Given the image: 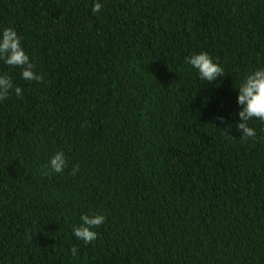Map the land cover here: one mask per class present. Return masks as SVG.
Instances as JSON below:
<instances>
[{"label": "trees", "instance_id": "obj_1", "mask_svg": "<svg viewBox=\"0 0 264 264\" xmlns=\"http://www.w3.org/2000/svg\"><path fill=\"white\" fill-rule=\"evenodd\" d=\"M6 27L43 82L0 61L22 89L0 101V264H264V123L235 127L264 0H0ZM199 52L225 75L200 80ZM82 214L106 217L89 245Z\"/></svg>", "mask_w": 264, "mask_h": 264}, {"label": "clouds", "instance_id": "obj_2", "mask_svg": "<svg viewBox=\"0 0 264 264\" xmlns=\"http://www.w3.org/2000/svg\"><path fill=\"white\" fill-rule=\"evenodd\" d=\"M102 4L95 2L92 5L93 13L100 12ZM0 61L10 68H19L20 76L25 81L43 82V75L34 71V64L24 51L21 44V37L17 35L12 27H6L0 30ZM185 63L194 68L200 80L208 83L216 81L225 75V70L207 52H199L185 57ZM236 103L240 106L238 112L239 121L235 127L240 130V140L246 142L255 140L256 130L249 126V121L256 119L264 123V67L257 68L254 71L244 75L238 87ZM14 92L18 98L22 97V89L14 86L12 78L7 74H0V101L9 98ZM223 122V117H218ZM230 127L222 128V134L226 137ZM68 166L66 156L63 151L53 154L47 164L44 166L43 175L62 174ZM79 171V165H74L70 175H75ZM106 217L102 214H82L81 223L73 225L72 234L85 245H89L98 238V233L94 231L105 223ZM71 255L76 256L78 249L73 246L70 249Z\"/></svg>", "mask_w": 264, "mask_h": 264}]
</instances>
